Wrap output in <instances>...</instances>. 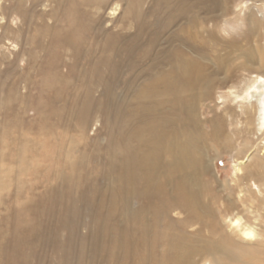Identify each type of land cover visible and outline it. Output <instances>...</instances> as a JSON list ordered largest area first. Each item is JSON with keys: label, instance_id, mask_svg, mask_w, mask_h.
Masks as SVG:
<instances>
[{"label": "bare ground", "instance_id": "obj_1", "mask_svg": "<svg viewBox=\"0 0 264 264\" xmlns=\"http://www.w3.org/2000/svg\"><path fill=\"white\" fill-rule=\"evenodd\" d=\"M10 1L17 4L14 15L34 33L31 49L36 35L45 42L33 55L31 49L23 53L34 79L46 87L83 79L85 94L91 86H101L113 103L104 155L107 181L86 197L100 209L95 221L96 229L103 225L96 230L99 263L198 264L199 259L203 264H254L251 259L258 257L263 261L264 201L254 203L251 191H264V161L256 156L248 134L264 132V47L255 40L264 22V0L259 7H246L242 18L228 16L225 0H154L155 16L150 15L156 27L148 18L143 25L139 21L143 0H128L130 18L138 28L134 40L128 45L116 34L107 35L98 45L99 53L88 56L82 76L72 61L90 51L84 43L93 33L92 20L74 8L36 14L31 10L37 1L30 0L29 8L24 6L27 0ZM54 2L62 7L64 0ZM102 2L83 0V5L103 7ZM115 58L122 60L119 66ZM2 64L6 70H0V93L3 79L15 78L20 62L1 56ZM24 69L19 76L28 73ZM208 102L222 110L215 109L206 119L202 105ZM85 123L83 118L81 126ZM234 148L231 178L241 176L247 189L252 182L247 199L240 196L241 190L233 196L235 184L218 186L211 172V150L215 154ZM249 159L252 170L246 167ZM245 205L254 216L260 215V222L251 225V217L244 223L233 220Z\"/></svg>", "mask_w": 264, "mask_h": 264}, {"label": "rangeland", "instance_id": "obj_2", "mask_svg": "<svg viewBox=\"0 0 264 264\" xmlns=\"http://www.w3.org/2000/svg\"><path fill=\"white\" fill-rule=\"evenodd\" d=\"M29 1L24 3L25 8H29ZM35 1L37 4L31 10L33 13L44 11L50 14L55 11L60 14L61 9L71 12L74 8L80 15L92 20L93 33L84 43L90 51L72 61L76 65V73L81 76V69L88 67V56L92 52L99 53L98 45L107 35L116 34L129 45L138 31L137 23L130 18L132 5L129 8L128 0H104L103 7L98 3L84 6L83 0H64L62 7L57 6L54 0ZM225 1L230 18H242V14L247 13L246 7L262 4V0ZM154 2L143 0L140 3L142 19L139 21L142 25L143 20L148 18L151 25L157 26L156 20L151 17L156 11ZM237 4L239 6L235 7ZM15 7L17 9L15 2L0 0V37H4L0 38V57L20 62L15 67L16 77L3 79L0 93L4 102L0 108V264H101L97 251L101 241L96 230L103 225L100 223L97 229L95 225L100 209L95 204H88L86 197L94 186L103 189L107 181L104 155L109 146L110 127L107 121L111 118L113 103L109 102L101 86H89V95L85 94L83 79L68 83L65 80L64 83L55 81L49 87L34 79L31 68H26V56L23 55L32 48L30 40L34 33L24 26L20 17L14 15ZM50 18L47 16L45 20L52 25L53 19ZM57 26L64 28L63 23ZM260 28L255 40L264 47V22ZM244 30L243 27L239 31ZM220 35L226 37L223 31ZM42 42L45 43L44 39L36 35L32 55L38 52L37 45ZM64 59L69 63L68 58ZM113 61L118 66L122 62L118 58ZM5 66L2 64L0 70H6ZM23 69L28 73L19 76ZM121 99L119 95L118 101ZM214 105L213 102L202 105L203 118H210L212 113L222 110V106L217 109ZM84 106L85 112L82 111ZM83 118L85 127L81 126ZM248 135L256 146V156L264 161V132ZM237 147H240V142ZM235 152V148L231 152L218 150L215 154L211 150L210 154L214 156L211 172L218 186L221 183L235 184L233 196L241 190L240 196L247 199L250 189L254 188L252 182L247 189L240 180L241 176L235 181L231 178ZM252 161L249 159L246 163L251 170ZM64 183L69 185L64 188ZM251 192L255 193L254 203L257 204L256 200L264 201L262 188L259 192ZM136 206L137 201L131 203V207ZM242 209V214L232 217L233 220L238 218L244 223L246 217H251V225L260 222V215L254 216L252 209L246 205ZM174 217L179 218L178 215ZM232 218H229L230 221ZM106 222L108 227L110 223ZM261 227H264L263 223ZM258 228V225L253 227L255 240L258 239ZM261 242L264 246V237ZM251 260L254 264H264V259L262 261L259 257ZM197 262L203 264L199 259Z\"/></svg>", "mask_w": 264, "mask_h": 264}]
</instances>
